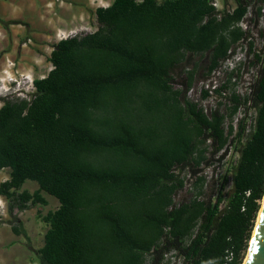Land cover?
Masks as SVG:
<instances>
[{
	"label": "trees",
	"instance_id": "obj_1",
	"mask_svg": "<svg viewBox=\"0 0 264 264\" xmlns=\"http://www.w3.org/2000/svg\"><path fill=\"white\" fill-rule=\"evenodd\" d=\"M213 1L113 0L96 9L95 32L54 44L52 68L29 96L0 95V196L13 231L27 235L18 213L47 206L45 194L59 202L37 214L48 224L40 264H169L170 253L183 264H243L264 197V53L255 54L262 64L250 93L230 96L229 122L187 91L251 37L240 23L250 11L257 23L264 0L221 10ZM248 102L256 114L232 188L224 191L225 174L215 200L203 197L201 165L227 153ZM182 172L198 192L177 203ZM28 180L38 188L22 189Z\"/></svg>",
	"mask_w": 264,
	"mask_h": 264
},
{
	"label": "rangeland",
	"instance_id": "obj_2",
	"mask_svg": "<svg viewBox=\"0 0 264 264\" xmlns=\"http://www.w3.org/2000/svg\"><path fill=\"white\" fill-rule=\"evenodd\" d=\"M257 6L262 4L264 7V2L256 3ZM234 5V0H228L227 3H224V0H219V6L232 7ZM252 16L254 13L250 11ZM245 19V23L243 28H249L251 37L248 39L253 42L252 51H249V41L245 40L237 49L236 53L230 58V66L224 68L221 67L215 74H213L210 78L207 79H199L195 82L194 86L187 91V97L189 99L198 101L205 108L206 111H210L212 108L220 107L221 111L227 114V122L229 119V112L232 106V102L230 100V96L233 92H236L241 97H245L250 93V86L255 82L257 76L259 75L262 61H256L255 54L264 53V14L259 17L256 21H250V18ZM239 58L242 61V64L238 70H235L234 76L231 78V87L226 89L223 93L219 94L214 91V86H220L224 81L228 78V72H230L233 68L238 65L240 62L237 60ZM196 59V58H195ZM239 61V62H237ZM51 68V64L49 63L46 71H49ZM20 83L21 91L17 92L16 95L20 96H29L34 90V86L29 79L25 76H19L17 78ZM8 80V79H6ZM182 79L178 78L175 87L184 88L181 84ZM30 81V82H29ZM7 84V81H5ZM3 83L0 82V93L4 92ZM17 87V83L13 82V88ZM202 89H208L210 96L207 99H202ZM1 104V103H0ZM255 109L250 105V102L247 104H242L238 113L234 115L233 126H234V135L240 129L241 120L246 122V132L245 136L242 139L241 143H238L233 136L231 137L230 143L227 148V153L218 158L217 156L211 157V159L201 165L203 168V175L206 177V183L203 187V197L210 198L215 200V197L218 194L221 183L223 181V176L225 174L229 175V181L226 184L225 192H228L232 188V172L231 169L233 165L236 164L237 160L240 156V148L242 142L246 141V138L252 128V124L254 123L255 117ZM8 176V170L4 169L0 173V181L5 180ZM181 177L185 180V186L178 191L175 196V201L181 202L188 200L192 197L193 194L198 192L197 187H194V183L196 182L194 178H191L187 172H182ZM27 188L31 191L38 188V184L35 181L28 180L22 187V189ZM49 199V204L47 206L35 205L30 209L22 212V217L24 218V225L27 229L29 238L27 239L28 244V255L29 262L31 261L33 264H40V259L38 257V249L44 243V234L48 228V224L43 222L40 218L37 217L38 212L47 213L49 209H54L59 205L58 200L51 195L45 194ZM0 201H3V208H0L1 212L3 209L4 213L0 216V223H3L6 220L10 219L8 213V204L3 197L0 196ZM19 214V213H18ZM248 252V251H247ZM169 260V264H183V258L180 256H175L172 253L167 255ZM31 259V260H30ZM20 260V259H19ZM20 263V262H18ZM26 264V263H23Z\"/></svg>",
	"mask_w": 264,
	"mask_h": 264
},
{
	"label": "crops",
	"instance_id": "obj_3",
	"mask_svg": "<svg viewBox=\"0 0 264 264\" xmlns=\"http://www.w3.org/2000/svg\"><path fill=\"white\" fill-rule=\"evenodd\" d=\"M112 2L0 0V77H5V72L16 78L25 76L34 79L47 75L51 52L57 42V30L81 21L96 24V9L109 6ZM22 215L19 212L18 217L27 232ZM13 224L10 219L0 223V264H33L29 262L26 250H29L28 232L27 235L16 234Z\"/></svg>",
	"mask_w": 264,
	"mask_h": 264
},
{
	"label": "built area",
	"instance_id": "obj_4",
	"mask_svg": "<svg viewBox=\"0 0 264 264\" xmlns=\"http://www.w3.org/2000/svg\"><path fill=\"white\" fill-rule=\"evenodd\" d=\"M56 1H59V2H62V0H56ZM213 5L218 9V10H221L223 9V6H219V0H214L213 1ZM264 14V7H262V15ZM252 14L251 12H249L247 15H246V19L251 17ZM245 23V19L240 23L241 25H244ZM98 29V23L96 24H89V23H86L84 21H81L79 23H76L75 25L69 27V28H65V29H59L57 30L56 32V40L57 42L62 40V39H67V38H71V37H74V36H78V35H84V34H87V33H92V32H95L96 30ZM231 58V57H230ZM230 58L227 59L222 67L224 66L227 67V66H230L229 65V61H230ZM239 58H237L238 60ZM11 64V63H10ZM51 68H52V65H51ZM50 68V69H51ZM234 68V67H232ZM6 76L5 77H0L1 80H6L8 79L7 81V84H3V87L4 88V92H2L0 95H5V96H8V95H13V94H16L17 92H20L21 91V88H20V83H19V80L11 75V74H8L6 73ZM27 78V77H26ZM31 81V83L33 84V78H27ZM29 81V82H30ZM12 82H16L17 83V87L14 89L13 86L10 84ZM5 210L3 209V211L1 212L0 210V216L2 215V213H4Z\"/></svg>",
	"mask_w": 264,
	"mask_h": 264
},
{
	"label": "water",
	"instance_id": "obj_5",
	"mask_svg": "<svg viewBox=\"0 0 264 264\" xmlns=\"http://www.w3.org/2000/svg\"><path fill=\"white\" fill-rule=\"evenodd\" d=\"M243 264H264V197Z\"/></svg>",
	"mask_w": 264,
	"mask_h": 264
},
{
	"label": "clouds",
	"instance_id": "obj_6",
	"mask_svg": "<svg viewBox=\"0 0 264 264\" xmlns=\"http://www.w3.org/2000/svg\"><path fill=\"white\" fill-rule=\"evenodd\" d=\"M141 2H142V0H141ZM238 60H239V59H238ZM239 61H240V60H239ZM239 61H237V62H239ZM238 64H239V63H238ZM0 80H1V79H0ZM5 81H7V80H5ZM5 81H4V80H1L0 82L3 83V84H5V83H6ZM7 82H8V81H7ZM3 84H2V85H3ZM10 84L13 86V82L10 83ZM0 94H1V93H0ZM3 206H4V205H3V201H0V208H3Z\"/></svg>",
	"mask_w": 264,
	"mask_h": 264
}]
</instances>
